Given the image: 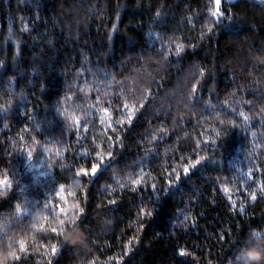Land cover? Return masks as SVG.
Listing matches in <instances>:
<instances>
[{
    "label": "trees",
    "instance_id": "trees-1",
    "mask_svg": "<svg viewBox=\"0 0 264 264\" xmlns=\"http://www.w3.org/2000/svg\"><path fill=\"white\" fill-rule=\"evenodd\" d=\"M212 7L0 0V253L19 256L9 264H237L264 239V2L224 0L222 22ZM124 102L136 110L113 135Z\"/></svg>",
    "mask_w": 264,
    "mask_h": 264
},
{
    "label": "snow or ice",
    "instance_id": "snow-or-ice-1",
    "mask_svg": "<svg viewBox=\"0 0 264 264\" xmlns=\"http://www.w3.org/2000/svg\"><path fill=\"white\" fill-rule=\"evenodd\" d=\"M210 3H212L214 5V7L212 8H209L208 11L211 12V15L212 17L215 19V21H220L222 22L223 19L227 18V19H231V16H226V12H227V9H225L224 11H221L220 10V6L222 4V0H210ZM211 30V29H209ZM163 47V46H161ZM171 46H169L170 48ZM176 54L177 56H179L180 52L183 51L184 49V45L183 44H177L176 46ZM167 49L165 50V55H167ZM105 77H107V73H102ZM204 74V69L201 68L200 69V75L203 76ZM195 88H196V85L193 84L192 85V89H193V92L195 91ZM122 91V90H121ZM97 99H99V97H97ZM77 107H80V105H77ZM91 107H94V106H91ZM123 109L126 110V115H127V121L125 120L124 116L122 115L118 120H115V121H111V120H108L107 121V124H108V128L105 129V131H108L110 130L113 135L116 134L117 132V127L120 128V131H123L124 128L123 126L125 125V123L127 122L128 124L131 123V120H132V117H133V114L136 110V104L133 103L131 104V106L129 105L128 102H124L123 105H122ZM140 107H143V104L142 102L140 103ZM64 112L66 113L67 110L64 109ZM103 112L104 113H108L109 112V108H103ZM89 115H91V113H89ZM71 119L73 121V123L71 124H68V127L69 128H72V127H76L77 125H80V119L78 116H71ZM245 119H247V117H245ZM91 123V121H86L84 124H83V128L85 129V131H87L88 129V124ZM100 123L101 124H105L106 123V119L105 117H101L100 118ZM113 125H115L116 127H113ZM7 126V125H6ZM94 126V125H93ZM37 127H39V125H37ZM77 135H79V129H77ZM107 140H108V147H113L114 144H113V141H112V137L111 136H108L107 137ZM28 157L31 158L33 153L31 151H29L27 153ZM107 157L110 159L112 156H113V152L112 151H107L106 153ZM95 156L99 159L100 162H103L105 160V156L101 154L100 151H95ZM201 159H203V157H201ZM201 161L200 160H196L194 161V164L192 165V167H194L195 165H198ZM101 166L102 164L99 163V162H92V161H89V167H90V172L92 175H96L99 173V171L101 170ZM89 171V168H84V167H81L77 170V173H85L87 174ZM191 171V167L189 166H185L184 167V173L187 174L188 172ZM141 175H143V171L141 170ZM176 180H179L180 179V176L177 174L176 177H175ZM5 181H0V183H4ZM133 184H140L141 183V180L139 179H136V180H133L132 181ZM168 184L171 185L173 184V180L169 179L168 180ZM63 185H60V188L63 189ZM152 189L155 190L156 189V185L153 184L151 185ZM262 187H264V185H262ZM248 189H245V191H247ZM251 197L253 200L256 199V194L255 192H252L251 193ZM114 202V201H112ZM154 208H155V205H154ZM241 211H243V207L241 206L240 208ZM81 212H83V209L81 208L80 209ZM142 212H145L146 215H154V210L153 211H147L146 209H141ZM60 212L63 213L64 212V208L61 206L60 208ZM34 219H38V217H35ZM72 221H75L76 217L73 216L72 218ZM61 223V226H63V221H60ZM52 232H56L57 229L56 228H52L51 229ZM258 235V234H257ZM65 239H68V237H65ZM262 247L264 248V239H249L246 243V248L247 247ZM20 248L22 250H24V244H23V241H21L20 243ZM56 248L53 247L52 248V251L53 252H56ZM9 258H12L14 260H18L19 259V256H18V253L16 250L12 249L11 246L9 245V247L3 252V253H0V264H9Z\"/></svg>",
    "mask_w": 264,
    "mask_h": 264
},
{
    "label": "clouds",
    "instance_id": "clouds-1",
    "mask_svg": "<svg viewBox=\"0 0 264 264\" xmlns=\"http://www.w3.org/2000/svg\"><path fill=\"white\" fill-rule=\"evenodd\" d=\"M237 264H264V248L243 247L237 254Z\"/></svg>",
    "mask_w": 264,
    "mask_h": 264
},
{
    "label": "rangeland",
    "instance_id": "rangeland-1",
    "mask_svg": "<svg viewBox=\"0 0 264 264\" xmlns=\"http://www.w3.org/2000/svg\"><path fill=\"white\" fill-rule=\"evenodd\" d=\"M226 1H228V2H235V1H237V0H226ZM256 1H259V2H264V0H256ZM224 2V0H222V3ZM222 5V4H221ZM221 7V6H220Z\"/></svg>",
    "mask_w": 264,
    "mask_h": 264
}]
</instances>
